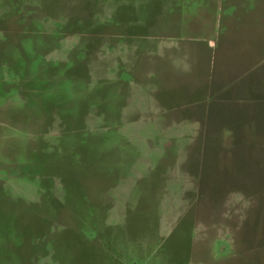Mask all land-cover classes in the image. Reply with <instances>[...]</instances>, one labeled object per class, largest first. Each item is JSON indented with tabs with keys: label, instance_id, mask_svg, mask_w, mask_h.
Here are the masks:
<instances>
[{
	"label": "rangeland",
	"instance_id": "1",
	"mask_svg": "<svg viewBox=\"0 0 264 264\" xmlns=\"http://www.w3.org/2000/svg\"><path fill=\"white\" fill-rule=\"evenodd\" d=\"M0 264H264V0H0Z\"/></svg>",
	"mask_w": 264,
	"mask_h": 264
}]
</instances>
